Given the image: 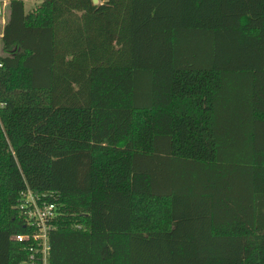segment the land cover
I'll use <instances>...</instances> for the list:
<instances>
[{"label":"trees","instance_id":"obj_1","mask_svg":"<svg viewBox=\"0 0 264 264\" xmlns=\"http://www.w3.org/2000/svg\"><path fill=\"white\" fill-rule=\"evenodd\" d=\"M9 7L0 264H264V0Z\"/></svg>","mask_w":264,"mask_h":264},{"label":"built area","instance_id":"obj_2","mask_svg":"<svg viewBox=\"0 0 264 264\" xmlns=\"http://www.w3.org/2000/svg\"><path fill=\"white\" fill-rule=\"evenodd\" d=\"M9 5L10 2L0 0V15L6 12ZM21 207L24 209V213L27 215L29 222L36 228L31 234H17L13 235L11 238L16 241L34 239L37 246L32 248V250L41 253L42 264H48L50 250L49 233L54 227L53 221L58 214L57 206L47 201L39 202L35 194L28 189L22 193ZM32 257L34 258V255H32ZM28 264H34V262L31 261Z\"/></svg>","mask_w":264,"mask_h":264},{"label":"crops","instance_id":"obj_3","mask_svg":"<svg viewBox=\"0 0 264 264\" xmlns=\"http://www.w3.org/2000/svg\"><path fill=\"white\" fill-rule=\"evenodd\" d=\"M8 2H10V0H6ZM25 3V7L27 6V1L28 0H23ZM105 0H99V3H102ZM9 7V6H8ZM27 9V8H26ZM9 14H10V7H9V12L7 14V12H5L3 15H0V41L2 40V35H3V31H4V26L7 23L8 19H9ZM3 50L1 49L0 54H2Z\"/></svg>","mask_w":264,"mask_h":264},{"label":"rangeland","instance_id":"obj_4","mask_svg":"<svg viewBox=\"0 0 264 264\" xmlns=\"http://www.w3.org/2000/svg\"><path fill=\"white\" fill-rule=\"evenodd\" d=\"M42 2H43V0H28L26 8H27V10H32L35 7H37L38 5H40ZM6 12L8 14L9 7H7ZM1 49H2V41H0V52H1Z\"/></svg>","mask_w":264,"mask_h":264},{"label":"water","instance_id":"obj_5","mask_svg":"<svg viewBox=\"0 0 264 264\" xmlns=\"http://www.w3.org/2000/svg\"><path fill=\"white\" fill-rule=\"evenodd\" d=\"M94 4H98L99 0H92Z\"/></svg>","mask_w":264,"mask_h":264}]
</instances>
